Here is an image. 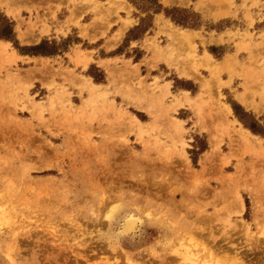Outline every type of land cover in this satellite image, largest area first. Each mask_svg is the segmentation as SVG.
Masks as SVG:
<instances>
[{"label":"rangeland","instance_id":"374dc122","mask_svg":"<svg viewBox=\"0 0 264 264\" xmlns=\"http://www.w3.org/2000/svg\"><path fill=\"white\" fill-rule=\"evenodd\" d=\"M124 5L0 0L19 47L55 42L61 55L21 58L0 40V264H264V142L229 106L241 65L208 47L213 59L200 33L170 28L146 38L145 72L121 59L114 70L100 62L104 73L82 38L133 26L118 16ZM161 33L174 47L161 48ZM160 61L168 68L151 76ZM244 65L245 92L262 100L264 59ZM130 216L139 223L123 235Z\"/></svg>","mask_w":264,"mask_h":264},{"label":"crops","instance_id":"0c3cea01","mask_svg":"<svg viewBox=\"0 0 264 264\" xmlns=\"http://www.w3.org/2000/svg\"><path fill=\"white\" fill-rule=\"evenodd\" d=\"M97 1L105 3L107 0ZM125 1V9L118 12V16L120 19H129L133 21V26L129 29L124 31L123 28L122 30V23L117 21L106 31L104 36L98 34L94 41H90L89 39L77 35L78 38L84 39L83 41L86 40V43L89 44V47L82 51L93 53V61L90 65L100 68L105 73L107 71L99 65L100 62H106L108 69L114 70L113 64L115 62H120L122 59L124 62L129 63L130 66H138V70L143 73L148 69V60L151 59L150 52L146 49V38H153L160 29L168 31L171 30L170 28L184 30L190 34L200 33L201 38H203L207 44V47H204V51L209 53L213 59L216 58H214L213 54L208 52V47L221 50L217 51V55L221 54L220 58H217L221 59V64H224L226 59H236L241 65L237 69L240 75L232 79L231 87L234 88V92L230 93V95L240 112L250 115L260 126H264V98L261 100L260 97L256 95V93L259 92L258 89H252L249 93L245 92L243 87L245 84L243 77L251 78L253 71L250 70L247 65L242 66L248 61V59H264V0H160V4L164 8L175 7L179 9H189L191 12L199 14L203 20V24L200 26L203 30L201 31L200 27L197 29H191L176 26L164 15V13H158L152 14L151 26L148 27L147 31L143 34L139 33V35H134L135 32H131L139 27L144 14L140 12L135 14L130 11L128 15L127 9L129 6L131 7V4L127 0ZM165 1H167V4L164 3ZM219 14H221V16L217 19L211 16H219ZM90 16L92 19V14H90ZM87 23L89 22H85L84 25ZM206 23L215 26L220 23L224 24L221 27H207ZM119 29H121V32L114 38V41L117 42L120 39L121 41L115 44L112 41V38ZM244 33L253 36L252 39L244 38L245 40H243L242 35ZM89 34V32L83 31L82 36L88 37ZM157 37L158 41L161 43V48L166 46L174 47V44L169 42V39H167L163 33L158 34ZM125 40H127L126 46L123 50H120V47ZM242 42L249 43V47H247V49L240 48V46H243L241 45ZM194 43L197 47H201L202 39L197 38L194 40ZM75 46L76 44H73V47ZM71 50H73V48L70 46L69 52H64L62 55L65 56L66 54H70ZM201 53H204L203 50H201ZM202 55L203 54L200 56ZM210 55L205 54V58L212 59ZM20 56L21 58L26 59L61 58V55ZM176 59H178V57H174L171 62L174 63ZM160 66L168 68L164 61H160L156 64V67L151 70V76H154L152 74L157 68L160 69ZM78 70L83 71L81 68ZM105 78L107 79V76ZM222 80L226 81L227 79L223 78ZM250 83L251 79L249 80L248 85H250ZM224 90L228 93L230 92L229 87L224 88ZM238 97L242 102L238 100ZM229 106L231 108V105ZM231 112H233V110ZM233 119L237 121L238 125L241 126L244 132L255 137L256 140L264 142V130L263 132L260 131L261 133H252L249 129L245 128L236 117Z\"/></svg>","mask_w":264,"mask_h":264},{"label":"trees","instance_id":"16d2710c","mask_svg":"<svg viewBox=\"0 0 264 264\" xmlns=\"http://www.w3.org/2000/svg\"><path fill=\"white\" fill-rule=\"evenodd\" d=\"M139 2L130 1L134 7L137 8L140 13L144 14L146 17L141 20V24L136 30L131 33L140 31V33H144L148 30V27L151 26L152 22V14L164 13V15L171 20L176 26L183 28H191L196 29L198 25L189 24L186 20V17L183 16L186 11L179 8H164L160 4V0H138ZM176 15V17L174 16ZM0 21L4 22V27L0 32V40L11 42L15 49L19 51L20 55H29V56H54L60 53L59 49H57V45L55 42L48 44L46 41H42L40 44L32 47H19L17 42L13 37V29L12 23L8 21L2 13H0ZM147 21L146 26L142 29V24ZM139 35V34H138ZM128 38V36H127ZM96 83H101L104 80L103 74L99 75V78L93 77ZM231 108L233 110L234 116L243 124V126L249 129L252 133L263 132V129L260 130V125L248 114L244 112H240L239 108L235 105V103H230ZM260 132V133H261Z\"/></svg>","mask_w":264,"mask_h":264},{"label":"bare ground","instance_id":"6f19581e","mask_svg":"<svg viewBox=\"0 0 264 264\" xmlns=\"http://www.w3.org/2000/svg\"><path fill=\"white\" fill-rule=\"evenodd\" d=\"M27 41V40H26ZM2 44H7V42H0ZM139 223V219L135 218L133 216H130L129 218H127V220L123 223V228L121 230L122 234H127L128 232L133 231L137 224ZM120 234V233H119ZM205 234V233H204ZM121 235V234H120ZM198 236V235H197ZM200 236V235H199ZM209 250V249H208Z\"/></svg>","mask_w":264,"mask_h":264}]
</instances>
